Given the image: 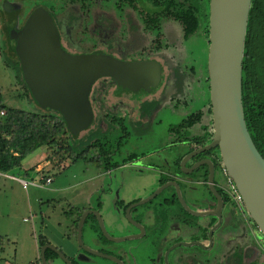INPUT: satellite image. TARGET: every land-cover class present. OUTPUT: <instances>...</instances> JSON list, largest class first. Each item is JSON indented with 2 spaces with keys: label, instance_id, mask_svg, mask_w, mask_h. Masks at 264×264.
<instances>
[{
  "label": "rangeland",
  "instance_id": "1",
  "mask_svg": "<svg viewBox=\"0 0 264 264\" xmlns=\"http://www.w3.org/2000/svg\"><path fill=\"white\" fill-rule=\"evenodd\" d=\"M5 2L15 6L17 10L15 18L17 27L26 22L36 6L43 3L40 0H0V94L3 105L7 108L39 113V107L27 95L19 78L15 57L9 53L11 44L6 40V31L13 28L14 21L12 18L8 19L4 16L6 15L4 11ZM114 3L97 2V7L90 8V21L82 26L88 28L91 36L77 34L73 39L65 37L62 39V44L68 51H76L81 54L93 52L94 45H97L95 47L96 51L110 53L122 60L149 59L155 60L163 66V81L160 89L139 104V108H136L139 112L145 106L146 108L149 107V103L152 102V105L162 104L161 109L158 108L152 114L140 131L131 130L127 124V131L130 136L126 138L125 146L119 152L114 153L111 161L113 164L121 163L123 159L132 154L140 155L142 153L147 154L146 159L138 162L137 165H132V167L131 165H125L106 171L103 165L96 168L93 165L85 164L83 160L72 163L70 158L56 166L48 164L46 157L52 150L45 147L28 155L23 160L21 169L12 170L10 174L27 182L35 179L39 180V178L46 176L50 177L52 182L43 188L30 186L24 191L18 183L0 178V264L33 263L39 257L38 240L40 237H46L52 246H59V249L66 255L71 249H78L80 250L79 253H82L77 245L76 238H72L69 242L67 237L72 233L70 229L72 221L64 214L73 208L82 210L100 207V212L97 211L104 221L106 231L109 236L117 238L120 234L114 225L115 223L122 224V222L116 212V202L120 201L121 198L128 201L132 198L141 197L147 189L155 187L161 171L168 172V168L161 167L160 163L156 161L153 156L154 153L159 152L161 157L165 158L172 166L175 155L169 149L173 145H177L179 139L180 141L182 139L192 140V138L201 136L203 134L202 128L211 124L207 112L210 102L207 84L209 44L203 29H199L188 40L183 41L179 28L177 27L179 32L177 34L173 25L166 24L167 30L165 33H167V36L162 42L165 44L172 42L174 44L173 48L156 51L158 54L153 51L150 55L147 53L149 48L143 50L144 47L142 46H149L153 36L142 32L138 16L132 13L126 14L125 9V12L119 11ZM256 31L257 34H261L259 24L252 26L251 33L252 36H255L253 42L250 43V51L253 58L261 60V38L254 33ZM143 35L146 36L143 37ZM153 35L156 36V33H153ZM169 59L173 63L169 62ZM175 74H177L178 79L177 87L172 89V85L175 84ZM105 80L107 79L102 81ZM161 90H165V92L163 98L161 97L159 101L157 96ZM105 100L110 104L109 101H112V98L109 95L108 99ZM152 105L150 107L154 108ZM101 110V112H98L97 107L95 108L92 125L81 133L77 140L72 142L70 139L65 138V142L70 141V144L78 150L97 140L101 143H107L108 152L114 150L115 142L121 135V131L118 125L109 123V120L115 115L105 109ZM151 110L154 111L155 109ZM200 113L201 118L194 122L191 129L182 131L180 136L169 133L170 128L176 127L185 120L195 118ZM118 115L119 117L124 116L123 113ZM192 120L195 121V119ZM187 147H179L176 149V154L179 156L187 152ZM86 157L89 158L90 155L88 154ZM139 165L145 167L144 170L152 169L144 173L143 169L138 168ZM37 167L42 168L40 172L31 171L27 176L23 175L24 170H36ZM155 168H158V170ZM186 168H188V164ZM169 170L176 172L178 168L173 165ZM117 181L125 183L122 192L119 190ZM215 183L219 188L224 185L227 187L222 169H218L215 175ZM143 185H145L144 187L147 186L146 190L142 189ZM164 192H167V190ZM199 193H186V198L191 201L190 199L194 197H201L203 192L201 195ZM150 201H152L150 204L156 205L160 202V199L157 197L155 200ZM193 208L195 207L193 206ZM237 209L241 211L242 207ZM190 219L200 221L203 218L190 217ZM83 228V244L97 251L100 245L95 238L97 236L89 230L88 225ZM120 233L123 235L125 231ZM141 242V239H134L119 244L113 243L111 246L114 253L117 249H120L117 247L132 246L130 248L135 250L134 255L139 257V254L145 250V244ZM69 245L70 250L67 247ZM75 259L78 264H86L79 261L78 258ZM91 261L88 264H113L98 257H94ZM55 264L64 263L58 260Z\"/></svg>",
  "mask_w": 264,
  "mask_h": 264
},
{
  "label": "water",
  "instance_id": "2",
  "mask_svg": "<svg viewBox=\"0 0 264 264\" xmlns=\"http://www.w3.org/2000/svg\"><path fill=\"white\" fill-rule=\"evenodd\" d=\"M250 2L209 0L207 73L213 136L209 144L187 154L181 160L180 168L183 173L189 174L203 163L209 166L208 187L217 199L214 213L220 219L222 201L213 184L212 164L203 161L186 168V163L194 156L217 148L222 167L235 184L246 214L264 237V159L248 132L241 99L242 61ZM15 38L18 39L23 79L31 95L42 109L59 113L73 137H79L92 125L91 96L98 81L109 79L121 90L139 99L154 93L161 83L163 69L155 60L123 61L108 54L68 53L61 45L52 18L43 9L30 16L22 33ZM168 186H161L133 207L149 202ZM177 196L190 214L199 217L207 215L191 211L178 190ZM89 215L95 216L100 232L109 241L120 242L133 237H110L98 211L87 210L81 215L76 233L78 247L92 256L113 261L114 258L83 244V227ZM46 250L54 252L64 264H73L49 244L40 248L41 264H48Z\"/></svg>",
  "mask_w": 264,
  "mask_h": 264
},
{
  "label": "flooded vegetation",
  "instance_id": "3",
  "mask_svg": "<svg viewBox=\"0 0 264 264\" xmlns=\"http://www.w3.org/2000/svg\"><path fill=\"white\" fill-rule=\"evenodd\" d=\"M40 1H42L43 4L39 6H43V10L47 9L45 11L52 18L57 28V31L60 35L62 47L68 53L73 55H88L77 53L76 51H68L63 46L62 39L65 37L73 39V37L77 34L80 36H85V34L90 35V31H88V28L86 29L82 26L85 23H89L90 11L87 14H81V17H77V15H74L75 18L71 19V16L68 14L67 10H64L62 12L59 10L57 4L59 2L58 0ZM4 11L6 13V15L4 16L8 19L12 18L14 21L13 27L19 30L24 23L17 27V23L15 22L17 10L15 6H12L10 3L5 2ZM53 13L55 14L54 17ZM93 18L95 17L93 16ZM58 23H60L59 27ZM165 34L167 36V33ZM144 36L146 35H143V37ZM150 42L151 43L149 44V46L145 45L142 47H144L143 50L145 48H149L147 53L151 55L154 49L152 47V40H150ZM95 47H97V45H94L93 52L89 54L112 55L107 52L96 51ZM147 60L132 59L123 61ZM169 62H171L170 59ZM162 81L163 71L161 83ZM174 82H176V80H174ZM161 83L154 93H156L158 89H160ZM164 92L165 90H161L160 94L157 96L159 101ZM92 93L93 95L91 96V106L93 115H95L96 107L98 112H101V109H105L106 111L112 112L115 115L113 116V119L116 120V125H118V128L121 131V135L117 139L115 145L117 146L118 142H121L122 144V147L119 150L116 149V153L125 146V140L130 136L127 131V126L129 125L131 130L136 129V131H140V129L146 125L152 114H154V112L157 111L158 108L161 109L162 106V104L160 103L152 105V102H150L149 107L146 108L145 106L143 110H139L138 112L136 109L138 105L144 102L147 97L153 95L154 93H151L139 99L136 96H133L121 90L116 86L115 83H113V81L109 79L105 81H98L94 85ZM109 95L112 98V101H109L110 104H108V102H106L107 100H105L108 99ZM151 105L154 108L150 107ZM150 109L155 110H151V112ZM120 113H123L124 116L119 117L118 114ZM211 131L213 132V128L211 129ZM181 132L182 131L179 130L174 131L173 133H169L180 136ZM182 140L180 141L179 139V143H177V145H173L172 148L169 149L175 155V160L172 162V166H176L179 172L170 171L169 168L172 166L165 160V158L161 157V154L159 152H155L153 155L154 158L157 162L160 163L161 167L168 168V172L161 171L159 173L160 177L156 181L155 187H153L152 189H147V186L144 187L145 185H143L142 189L147 190L143 192L141 197L132 198L128 201L122 200L121 198L120 201L116 202V212L118 213L120 217L119 220L122 222V224L115 223L114 225V227L119 230L118 233L120 234L118 236L119 238L117 237L115 239H122L127 237L133 238L120 242H111L106 239L100 232L101 237H95L100 244L97 251L105 256L114 258V260L112 261L106 258L101 259L112 262L113 264H264V237L248 217L244 210V207H242V209H240L241 211H239L231 202H229L230 200H228L229 198L226 193L221 188L217 187L215 183V175L219 169L217 150L212 149L210 151H206L194 156L186 163V166L188 164L189 168L203 161H208L212 164L214 171L213 184L222 201L220 219L214 213L216 212L217 199L211 193L208 187L209 166L203 163L194 172L189 174L183 173L180 168V162L187 154L198 150L206 146L207 144L198 145L195 143H187ZM177 146H188V151L178 156L176 154V149H178L179 147ZM146 156L147 154L145 153H142L140 155L132 154L123 159L121 163H116L115 168L123 167L125 165H131L132 167V165H137L138 162L144 161V159H146ZM178 160L179 162L177 163ZM139 166L140 167L138 168L140 169L145 168L142 165ZM150 169H143L142 171L144 173H147L148 170L150 171ZM155 169L158 170V168ZM117 183L119 190L121 191L125 183L122 181H117ZM166 184H168L169 186L163 189L155 198H153V200H155L157 197H159L160 202L158 204H150V202L152 201H149L140 206L133 207L134 204L148 198L157 189ZM174 185H176L178 189H176ZM165 190H167V192H164ZM177 190L179 191L183 202L191 211L202 212L206 213L207 215L199 217L194 216L186 211L179 202ZM219 190H221V193L219 192ZM202 192L203 194L201 195ZM186 193H199L201 197H194L193 199H190L191 201H188L186 198ZM193 206L195 208H193ZM87 210H98L100 212L101 208H87L86 211ZM127 210L129 211L128 217L126 215ZM190 217H199L203 219L200 221H192ZM102 222L105 228L103 219ZM215 226H217L216 229H214ZM124 231L125 233L122 235L120 232ZM134 239H141V243L145 244V250L143 253L139 254V257L134 255L135 250L130 248L132 246L125 248L117 247L120 249H117V251H115L114 253L111 246L113 243L119 244ZM94 257L95 256L82 251L81 260L79 259V261L88 264L92 262L91 260ZM58 260L59 258L53 260V264H55ZM69 260L73 264H78L75 261L76 259ZM51 263L52 262L48 264Z\"/></svg>",
  "mask_w": 264,
  "mask_h": 264
},
{
  "label": "trees",
  "instance_id": "4",
  "mask_svg": "<svg viewBox=\"0 0 264 264\" xmlns=\"http://www.w3.org/2000/svg\"><path fill=\"white\" fill-rule=\"evenodd\" d=\"M58 1L59 10L61 12L67 10L71 19L75 18L74 15L81 17V14H87L90 11V8L92 9L97 7V2H115L114 6L119 11H126V14L132 13L135 16H138L140 25L142 26V32L153 36L150 38L155 52L168 50L174 46L172 42H168L167 44L162 42L166 37V24L173 25L176 33L179 28L180 36L183 41L188 40L199 29H203V32L208 39L209 0ZM42 8L44 7L36 6L19 30L13 27L6 31L7 35L5 34L6 40L11 44L9 53L15 57L18 66L17 72L19 78L27 95L39 107L40 112L32 113L7 108L3 105L0 94V111H4L5 113L4 117H0V172L5 173L11 172L15 169H21L23 160L28 155L35 153L38 149L43 147L52 150V152L46 157L48 164L50 163L56 166L70 158L72 163L78 160H83L85 164L93 165L96 168H100L103 165L104 169L109 171L116 166V163L113 164L111 160L116 149L119 150L122 147L121 142H118L117 146L115 145L114 150H111L112 152H108L109 149L107 148V143H101L97 140L90 145L82 147L81 149H75L73 145L70 144V141L65 142V138L70 139L73 142L74 140H77L78 137H73L68 132L66 123L59 113L44 110L36 103L24 82L22 64L18 56V39L15 37L17 34L22 33L30 16L36 10ZM54 16L55 14L53 13V17ZM254 24H259L261 29V34H257V31L254 32L261 38V60L253 58L250 51V43L253 42L255 36H252L251 33L252 26ZM59 26L60 23H58V27ZM153 33H156V36H154ZM156 54H158V52H156ZM170 61L172 62V60ZM174 80H176V82L174 86L172 85V89L177 87V74H175ZM241 99L248 132L255 148L264 159V0H251L250 2L242 61ZM207 112L211 119L210 102L207 107ZM199 118H201V113L197 114L195 118H190L178 124L176 127L170 128L169 132L173 133L174 131L179 130L184 132L189 130L193 127L194 122H197ZM192 119H195V121ZM109 123L111 125H116V120L112 117V119L109 120ZM211 129L212 119L210 126L202 128L203 134L201 136L192 138V140L183 139L182 141L198 145L209 144L213 136ZM216 150L219 160L218 166L219 169H222L219 151L217 148ZM88 154L90 155L89 158L86 157ZM178 162L179 160L177 163ZM31 171L33 172L34 170H27L23 172V175L27 176ZM219 192L221 193V190H219ZM85 211L86 209L79 210L73 208L65 214L68 219L72 220L71 227L72 235L74 237H76L79 219ZM85 225H88L89 230L94 235L98 238L101 237V233L94 216L89 215L85 221ZM38 244L39 247H42L49 244V242L40 238L38 240ZM57 258L58 257L54 252L50 250L45 251V259L47 263L52 262ZM36 261L38 262L39 259Z\"/></svg>",
  "mask_w": 264,
  "mask_h": 264
},
{
  "label": "built area",
  "instance_id": "5",
  "mask_svg": "<svg viewBox=\"0 0 264 264\" xmlns=\"http://www.w3.org/2000/svg\"><path fill=\"white\" fill-rule=\"evenodd\" d=\"M4 115H5L4 111H0V117H4ZM222 173L226 180L225 184L227 185V187L224 185L221 187V189L226 193L229 200H231V202L234 204L236 208L243 207L242 198L238 193L235 184L233 183L231 178L227 176L223 167H222ZM0 178H4L6 180L18 183L24 191H26L30 186L35 188H43L44 186L52 182L51 178L46 176L39 178V180L35 179V180H31L30 182H27L21 178L14 177L13 175L10 174V172H5V173L0 172ZM32 264H41V262L39 260L38 262L36 261Z\"/></svg>",
  "mask_w": 264,
  "mask_h": 264
},
{
  "label": "crops",
  "instance_id": "6",
  "mask_svg": "<svg viewBox=\"0 0 264 264\" xmlns=\"http://www.w3.org/2000/svg\"><path fill=\"white\" fill-rule=\"evenodd\" d=\"M41 169L42 168H40V167H37L36 168V170H34L33 172H40L41 171ZM24 170V169H23ZM25 171H27V170H24L23 172H25ZM85 209H87V208H85ZM64 216H65V214H64ZM72 221V220H71ZM70 229H71V232H72V227L70 226ZM67 237H68V241L70 242V240L72 239V238H74V236L72 235V233L68 236L67 235ZM40 238H43V239H45V240H47L48 242H49V245H51V242L46 238V237H40ZM76 238V237H75ZM54 245V244H53ZM53 247H55V248H57L58 250H60L59 249V246H56V245H54ZM68 247V249L70 250V245L69 246H67ZM40 248L41 247H39V244H38V252L40 251ZM61 251V250H60ZM79 251L80 250H76V249H71L70 251H69V253H68V255H66L65 253H63L62 251V253L68 258V259H75V258H78V260L80 259L81 260V256H82V253L80 252L79 253ZM39 256H40V252H39ZM37 259H39V257L38 258H36L35 259V261L34 262H36V260ZM33 262V263H34ZM53 262V261H52ZM32 264V263H31Z\"/></svg>",
  "mask_w": 264,
  "mask_h": 264
}]
</instances>
